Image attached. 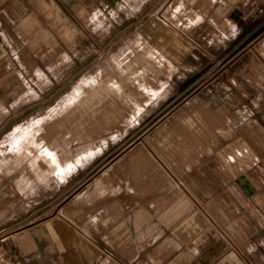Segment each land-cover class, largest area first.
Here are the masks:
<instances>
[{
  "label": "crops",
  "instance_id": "1",
  "mask_svg": "<svg viewBox=\"0 0 264 264\" xmlns=\"http://www.w3.org/2000/svg\"><path fill=\"white\" fill-rule=\"evenodd\" d=\"M262 39L264 0H0V264H264Z\"/></svg>",
  "mask_w": 264,
  "mask_h": 264
},
{
  "label": "rangeland",
  "instance_id": "2",
  "mask_svg": "<svg viewBox=\"0 0 264 264\" xmlns=\"http://www.w3.org/2000/svg\"><path fill=\"white\" fill-rule=\"evenodd\" d=\"M197 19H192L191 22L189 23L190 26H193L194 24H196ZM196 22V23H195ZM166 25L168 26V29H170V31L174 32L175 34H181L184 35V33L187 31L186 28L183 27L182 24L179 23H173V22H169L166 20ZM209 42H211V40H208V44ZM217 41L212 40V51H215V43ZM253 60L255 63V69L252 72H249V80L250 82H253L256 86L255 89H259V87L257 86L260 82L261 79L263 77L264 74V39L260 40L259 42H257L255 44V49H254V53H253ZM214 58H212L211 62H214ZM213 73V72H212ZM229 73V72H228ZM245 74H247V72H245ZM228 75L224 74L223 77V85L221 86L220 84L215 85L214 82L211 83V85L209 86L213 91L216 89L220 92L222 98H223V105L225 108H227L228 110L230 109H236V108H240L242 106V104L238 101V100H231L230 96H232V94H234V91L231 89L230 83L227 82ZM209 79V76H208ZM70 88H64L63 89V94L64 93H68ZM236 99V98H235ZM167 249V247H165V250ZM148 251H150V248H148Z\"/></svg>",
  "mask_w": 264,
  "mask_h": 264
}]
</instances>
